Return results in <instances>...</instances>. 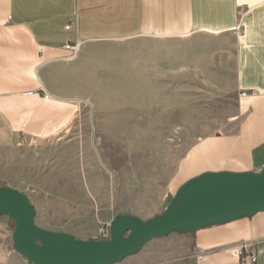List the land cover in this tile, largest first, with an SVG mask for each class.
Segmentation results:
<instances>
[{
	"label": "crops",
	"instance_id": "1",
	"mask_svg": "<svg viewBox=\"0 0 264 264\" xmlns=\"http://www.w3.org/2000/svg\"><path fill=\"white\" fill-rule=\"evenodd\" d=\"M206 34L231 36L238 122L187 149L167 179L170 195L202 172L264 166V0H0V185L24 191L29 145L41 151L56 143L76 121L78 101L97 106L104 96L127 94L110 71L94 67L103 62L89 53L91 45ZM75 43L78 52L68 58L65 47ZM135 57L133 73L117 74L134 79V95L154 94L159 84L148 80L157 62L143 51ZM173 234L187 243L180 264H239L233 248L242 241L254 243L255 264H264V211Z\"/></svg>",
	"mask_w": 264,
	"mask_h": 264
},
{
	"label": "rangeland",
	"instance_id": "2",
	"mask_svg": "<svg viewBox=\"0 0 264 264\" xmlns=\"http://www.w3.org/2000/svg\"><path fill=\"white\" fill-rule=\"evenodd\" d=\"M233 47L230 34L91 45L89 53L103 62L94 67L110 71L112 83L127 94L104 96L97 106L78 101L76 121L56 143L41 151L29 145L31 173L21 187L33 202L35 224L99 239L98 229L118 214L146 220L162 212L174 195L165 191L167 179L187 149L236 127ZM142 51L157 62L148 81L159 88L139 96L134 79L117 73H133ZM13 228L8 216H0V264H31L13 250ZM172 236L150 240L114 264H180L187 243Z\"/></svg>",
	"mask_w": 264,
	"mask_h": 264
},
{
	"label": "water",
	"instance_id": "3",
	"mask_svg": "<svg viewBox=\"0 0 264 264\" xmlns=\"http://www.w3.org/2000/svg\"><path fill=\"white\" fill-rule=\"evenodd\" d=\"M264 211V166L253 171H206L182 183L163 211L143 220L118 214L107 239H78L35 224L28 196L0 186V216L14 223L12 248L31 264H114L137 254L150 240L252 217Z\"/></svg>",
	"mask_w": 264,
	"mask_h": 264
},
{
	"label": "built area",
	"instance_id": "4",
	"mask_svg": "<svg viewBox=\"0 0 264 264\" xmlns=\"http://www.w3.org/2000/svg\"><path fill=\"white\" fill-rule=\"evenodd\" d=\"M71 25H67L70 27ZM79 43L68 44L65 49L70 51L68 58H74L79 49ZM44 98H50L52 95L45 92L43 93ZM85 102V101H84ZM110 231L109 226L105 225L98 229V238L107 239L109 238ZM234 256L238 259L239 264H255L256 263V254L254 251V243L251 241H242L233 248Z\"/></svg>",
	"mask_w": 264,
	"mask_h": 264
}]
</instances>
